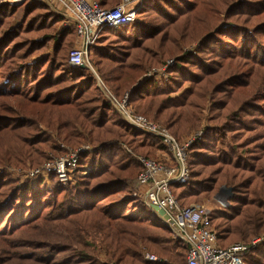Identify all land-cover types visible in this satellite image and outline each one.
I'll use <instances>...</instances> for the list:
<instances>
[{
  "label": "trees",
  "instance_id": "trees-1",
  "mask_svg": "<svg viewBox=\"0 0 264 264\" xmlns=\"http://www.w3.org/2000/svg\"><path fill=\"white\" fill-rule=\"evenodd\" d=\"M96 1L108 8L118 0ZM15 11L0 6V264L9 262L7 254L36 258L40 264L76 260L77 255L53 258L70 249L65 243L16 237L39 223L81 240L97 231L100 244L118 264H170L145 260L137 241L158 252L170 234L176 237L175 229L143 200L129 195V179L142 168L136 147L148 156L147 147L164 148L160 140L122 119L87 65L68 64L66 37L75 33L73 26L58 31L52 53L44 52L53 39L50 33L42 42L25 36L60 23L63 14L47 2L30 1L25 15H33L25 25L10 27ZM219 12L225 23L215 24L213 15ZM193 38L200 48L182 51ZM88 51L97 74L117 97L128 92L135 112L163 123L178 138L194 125L206 93L212 94V112L230 107L227 114L219 113L222 123L206 127L189 145L190 178L171 189L184 206L210 196L220 184L233 187L231 206L211 210L221 247L264 235V0H144L133 21L118 29L103 28ZM167 58L172 59L171 79L164 87H157L154 79H140L147 67ZM181 107L192 110L189 117H183ZM40 124L55 126L72 145L96 141L97 150L78 161V166L84 162L93 168L68 183L56 172L37 179L35 186L11 177L1 165L4 160L28 159L37 165L45 160V148L57 150ZM173 242L182 250L178 263L184 264L188 245L178 235ZM20 246L31 251L21 253ZM44 248L48 256L34 255ZM79 255L90 260L89 254ZM243 259L264 264V239L250 245Z\"/></svg>",
  "mask_w": 264,
  "mask_h": 264
},
{
  "label": "built area",
  "instance_id": "built-area-1",
  "mask_svg": "<svg viewBox=\"0 0 264 264\" xmlns=\"http://www.w3.org/2000/svg\"><path fill=\"white\" fill-rule=\"evenodd\" d=\"M24 1L47 2L72 22L79 44L68 53L69 65L72 67L87 65L96 77L105 97L110 100L122 119L160 140L166 150L165 160L135 155L142 166L136 176V184L142 189L140 194L143 201L149 206L156 205L161 208L171 221L168 224L187 243L184 264H246L243 253L250 245L263 240L264 235L253 237L249 243L236 241L225 248L221 247L217 243L216 232L211 225L212 209L203 203H189L183 206L172 192L173 184L186 183L190 178L187 150L195 138L201 135V131H197L182 142L178 141L164 125L135 112L128 102V92H124L122 97H117L101 80L88 60L89 46L94 43L103 28H117L135 19L137 12L135 1L122 0L108 8L101 7L96 0H0V6ZM171 63L172 59L167 61V65ZM87 148L89 147L68 149L60 156L28 169L26 177L45 178L50 172H56L61 182H72L81 172L78 169L80 153ZM128 151L130 152L129 149ZM220 202L224 207L229 204L227 198L220 199ZM143 257L147 261H165L149 252H145Z\"/></svg>",
  "mask_w": 264,
  "mask_h": 264
},
{
  "label": "rangeland",
  "instance_id": "rangeland-1",
  "mask_svg": "<svg viewBox=\"0 0 264 264\" xmlns=\"http://www.w3.org/2000/svg\"><path fill=\"white\" fill-rule=\"evenodd\" d=\"M121 1L122 0L115 1V2L111 3V6L117 5ZM133 1H135V5L137 6V11L139 12L141 10L143 4H144V0H133ZM27 3H29V2L24 1L22 3L9 5V6L15 7V9H16L14 15L9 20L10 27H14V26L19 25V24L25 25L28 18L31 17V15H33L34 11H32L31 14L27 13V15H25V12L27 9ZM52 10H54L55 12L57 11L54 7H52ZM58 13H60V12H58ZM61 16L63 17V19L60 23H57L55 25L51 24L49 27L43 28L41 30H34L30 33H25V36L30 37V39H34L36 41L42 42V41H44V37H43L44 34L50 33L51 37L53 39H50L47 42L48 46L46 47L47 49L44 52H47V53L51 52L52 53L53 46L55 45V42H56L55 41V35L57 36L58 31H61L62 29H65L68 27L73 28L72 22L66 16H64V15H61ZM223 16H224L223 12H219V13L214 14L213 18L215 19V24L220 22V21L222 23H225ZM24 20H25V23H23ZM112 28L118 29L119 27H117V28L112 27ZM71 38H72V40L70 41ZM66 40L69 41L67 43V53H69L70 49H72L75 46H78V44H79V39H78L76 33H74V32H71L70 34H68L66 37ZM188 48H190L193 51H195V50L197 51L200 48V41L196 38H193V40H190V41H188V43L183 44L181 47V50L183 51L184 49H188ZM87 55L89 58L90 57L89 51H88ZM169 60H171V58H167L164 61H162L161 63H158V64L154 63L151 66L147 67L146 71L141 75L140 79L141 78H143V79L151 78V79H154L155 85L157 87H164L165 84L167 82H169V80L171 79V74L168 71V68L170 67V65H167V61H169ZM67 62H68V59H67ZM89 62H90V60H89ZM90 64H91V62H90ZM93 68L96 71V68L94 66H93ZM89 70H90V68H89ZM149 74H150V76H149ZM185 86L188 87L189 83L186 82ZM177 94H178L177 92H173L171 95L176 96ZM211 95H212L211 92L206 93V95L203 98V104L197 110V115H196L195 120H194V125L191 128H188L185 132H183L181 134L180 138L176 137L174 134H172L169 131L178 141L182 142L187 137L192 136L197 131L203 132V130H205L206 127H209V126L212 127L214 125H219L220 123H222L220 120V117H218V115H220L219 113H223V114L226 113L227 114L230 107H227L226 109L221 110L220 112H212L213 110L211 108H212V99L213 98L211 97ZM180 110H181V113H182L184 118L189 117L190 114L192 113V110L188 107H181ZM134 111H135V109H134ZM139 114H141V113H139ZM146 118H148V117H146ZM150 120H152V119H150ZM156 122L164 125L163 123H161L159 121H156ZM164 126L166 127V125H164ZM54 127H47L43 124H40L41 130H43L44 132H46L49 135H52V137L54 138V142L56 144V148H57V150L58 149L59 150L57 151V150H54V148L53 149L45 148V150H43V155H44L43 159H45V160L38 163L37 165H33L30 162V160H28V159H26L25 162H21V163L14 162V161H13V163H11L7 160H4L1 165L5 168L6 172L11 175V177H13L15 180H17L20 183H22L26 179L30 180V183L35 186L37 179H39V178H31V179L27 178L26 173H27L28 169L36 167V166L42 164L43 162H45L47 160H50V159L55 158L57 156H60L61 154L66 152L68 149L69 150L70 149L75 150V149H79V148L88 146L89 148L84 149L80 153V156H79L80 161H81V159H80L81 155L88 153V152H95L97 150V148H96L97 142L96 141H90V140L83 141V143L81 142L78 145L69 144L68 142L61 139L60 133L57 130H55ZM124 146H126V145L122 143V147H124ZM126 148L128 151V149L131 150L132 147L126 146ZM140 148L138 149L136 147V149H135L136 153H134V155H137V156L142 155V156L148 157V158L165 160L164 156L166 154L165 153L166 150L164 148H162L161 150L154 151L153 146L151 148L147 147V148L151 149L150 153H147L148 156L145 155L146 154L145 150H142ZM1 151L2 150H0V152ZM3 151H2V153H3ZM151 152H154V154H151ZM4 159H5V157H4ZM92 168H93L92 165H89V164L84 163V162L81 163L78 166V169H80V171H81L79 175L80 176L86 175ZM209 169L210 168H207L206 171L208 172ZM82 171H84V172H82ZM137 174H135L133 178L129 179L130 180L129 182H131V185H132V188H131L129 195H130V197H135V198L137 197L138 199L143 200L142 199L143 197L140 194L142 189H140L138 187V185L136 184ZM72 182H74V181H72ZM221 185L222 184H220V186ZM220 186H219V188H220ZM219 188L216 192H214L210 196H201L199 198H196V200H190L189 203H203V204L207 205L209 208H211L212 210H214V209L219 210V209L230 207L231 206L230 198L233 197L234 193L231 197L227 198L229 204H228V206L224 207L221 204L220 199H224L225 196L221 193L217 194L219 192ZM252 188H256V187L253 185ZM118 196H124V194L121 193ZM261 235L263 236V233L259 234L258 236H261ZM16 237L19 239H25V240H40V241H47V242L51 241V242H56V243H58V242L65 243L68 245V247H70V249L65 251L64 253L53 254L52 256L54 259L57 260V259H61L62 256L64 257V256H69V255H75V256L77 255L76 260L70 261V264H95V263L96 264H118L116 262V258L115 257L114 258L109 257L110 255H108L107 249L103 245L100 244V241H99L100 236L97 234V231L95 233L91 234V236H87L86 239L83 238L84 240H81L79 238L72 237V234H70V235L66 234L65 232L61 231L60 229H58L54 225L39 223L38 226L36 225L34 228H29V229L17 232ZM169 237H170V240L167 243L162 242L161 244L158 245V247H157L158 252L154 251L152 249L153 247L147 245L144 240H138L137 245H138V249H139L142 257H143L145 252H149V253L155 254L157 257L164 259L165 260L164 263L179 264L178 263L179 258L177 255L181 254L182 250H181L179 245L174 244V242H173L174 239L177 237V234H176V237L174 234H170ZM236 241H245L246 242L247 239H238V240H235L233 242H236ZM233 242H231L229 245H231ZM93 243H98L96 248H95V245ZM71 248H76L77 250H73ZM162 248H164L165 251L162 250ZM28 249H30V251H31V248H26L25 246H20L19 251L21 253H24ZM46 251H48L46 248H44L42 250H36L34 255H36V256H39V255L48 256ZM79 252H84L86 254H89L90 260H88V257L82 258L83 260L81 258H78L80 256ZM7 255H8L7 260L9 261V262H7V264H13L15 261H20L21 264L22 263H24V264H40L37 262L36 258H23V259L17 258L16 259V258H13L12 254H7ZM94 259H95V261H94ZM53 263L54 262H51L49 264H53Z\"/></svg>",
  "mask_w": 264,
  "mask_h": 264
},
{
  "label": "water",
  "instance_id": "water-1",
  "mask_svg": "<svg viewBox=\"0 0 264 264\" xmlns=\"http://www.w3.org/2000/svg\"><path fill=\"white\" fill-rule=\"evenodd\" d=\"M83 66H84V64L81 65V67H83ZM219 193L223 194L225 196V198H229L233 195V187L222 184L220 186L219 192L217 194H219ZM150 207L164 221H166L169 224L171 223L170 219L168 218V216L164 213V211L161 208L157 207L156 205H150Z\"/></svg>",
  "mask_w": 264,
  "mask_h": 264
},
{
  "label": "crops",
  "instance_id": "crops-1",
  "mask_svg": "<svg viewBox=\"0 0 264 264\" xmlns=\"http://www.w3.org/2000/svg\"><path fill=\"white\" fill-rule=\"evenodd\" d=\"M166 156V155H165ZM165 156H164V158H165Z\"/></svg>",
  "mask_w": 264,
  "mask_h": 264
}]
</instances>
